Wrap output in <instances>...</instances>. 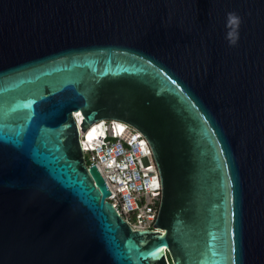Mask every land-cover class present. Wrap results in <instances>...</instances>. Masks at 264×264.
<instances>
[{
	"label": "water",
	"instance_id": "95a60500",
	"mask_svg": "<svg viewBox=\"0 0 264 264\" xmlns=\"http://www.w3.org/2000/svg\"><path fill=\"white\" fill-rule=\"evenodd\" d=\"M99 120L149 146L154 229L86 166ZM0 264H264V0H0Z\"/></svg>",
	"mask_w": 264,
	"mask_h": 264
},
{
	"label": "built area",
	"instance_id": "2783aa9c",
	"mask_svg": "<svg viewBox=\"0 0 264 264\" xmlns=\"http://www.w3.org/2000/svg\"><path fill=\"white\" fill-rule=\"evenodd\" d=\"M86 131L81 136L84 162L95 165L110 189L106 200L133 228L154 229L160 182L143 136L120 120H99Z\"/></svg>",
	"mask_w": 264,
	"mask_h": 264
},
{
	"label": "clouds",
	"instance_id": "9594fccd",
	"mask_svg": "<svg viewBox=\"0 0 264 264\" xmlns=\"http://www.w3.org/2000/svg\"><path fill=\"white\" fill-rule=\"evenodd\" d=\"M241 17L235 12L227 13L226 18V40L230 46H235L239 40V26L241 24Z\"/></svg>",
	"mask_w": 264,
	"mask_h": 264
},
{
	"label": "bare ground",
	"instance_id": "6f19581e",
	"mask_svg": "<svg viewBox=\"0 0 264 264\" xmlns=\"http://www.w3.org/2000/svg\"><path fill=\"white\" fill-rule=\"evenodd\" d=\"M86 132H87V131H86ZM91 132H92V131H88V132H87V137H88V139H91V138H92V135H93V134L91 135Z\"/></svg>",
	"mask_w": 264,
	"mask_h": 264
},
{
	"label": "trees",
	"instance_id": "16d2710c",
	"mask_svg": "<svg viewBox=\"0 0 264 264\" xmlns=\"http://www.w3.org/2000/svg\"><path fill=\"white\" fill-rule=\"evenodd\" d=\"M93 134V130H92V132H91V135Z\"/></svg>",
	"mask_w": 264,
	"mask_h": 264
}]
</instances>
